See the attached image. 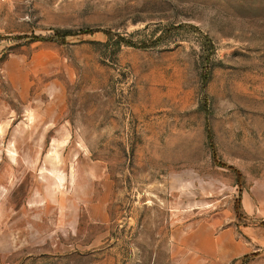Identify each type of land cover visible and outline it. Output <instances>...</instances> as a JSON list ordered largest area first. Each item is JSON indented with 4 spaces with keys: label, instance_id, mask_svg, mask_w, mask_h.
Masks as SVG:
<instances>
[{
    "label": "rangeland",
    "instance_id": "1",
    "mask_svg": "<svg viewBox=\"0 0 264 264\" xmlns=\"http://www.w3.org/2000/svg\"><path fill=\"white\" fill-rule=\"evenodd\" d=\"M0 36V264H264V0H0Z\"/></svg>",
    "mask_w": 264,
    "mask_h": 264
},
{
    "label": "trees",
    "instance_id": "2",
    "mask_svg": "<svg viewBox=\"0 0 264 264\" xmlns=\"http://www.w3.org/2000/svg\"><path fill=\"white\" fill-rule=\"evenodd\" d=\"M56 34H60V36L66 37L68 35L75 34V32H72V31H57ZM31 38L33 40H47L48 39V37L41 36V35L40 36H33ZM0 39H2L1 36H0ZM120 40L125 42V43L128 42L126 39H123V38H121ZM131 44L133 45L134 43H131ZM209 75H210V71H208V70L202 73L201 80L203 82V85H205V83L207 82ZM206 134H207L206 136H207V138L209 140L210 146L213 149V145H214L213 135H212V131H211L209 126L206 127ZM240 208H241V204H240V201H239L238 204L236 205V209H235L237 211V216L239 215ZM247 256L248 255H244V257H247Z\"/></svg>",
    "mask_w": 264,
    "mask_h": 264
}]
</instances>
